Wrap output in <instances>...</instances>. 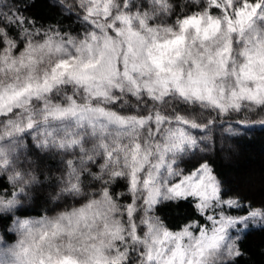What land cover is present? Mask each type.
Listing matches in <instances>:
<instances>
[{
  "label": "snow or ice",
  "instance_id": "1",
  "mask_svg": "<svg viewBox=\"0 0 264 264\" xmlns=\"http://www.w3.org/2000/svg\"><path fill=\"white\" fill-rule=\"evenodd\" d=\"M54 3L81 32L0 11V220L17 234L0 264H239L264 201L203 153L214 129L264 130V0ZM57 157L61 210L14 219ZM162 204L196 218L170 226Z\"/></svg>",
  "mask_w": 264,
  "mask_h": 264
},
{
  "label": "trees",
  "instance_id": "2",
  "mask_svg": "<svg viewBox=\"0 0 264 264\" xmlns=\"http://www.w3.org/2000/svg\"><path fill=\"white\" fill-rule=\"evenodd\" d=\"M9 9L13 12L19 9L23 15L35 18L37 26L51 24L74 35L82 31L75 14L63 11L54 0H0V11L7 12ZM212 134L215 137V147L203 155L207 157L218 177L240 197L257 203L264 201V130L239 129L230 135L221 129H214ZM59 167L58 157L44 162L42 183L37 185L38 190L33 194V199L20 210L23 215L18 212L16 216H51L61 210L55 208L49 200L61 174ZM73 203L72 198H69L68 205ZM158 214L170 226L187 222V217L196 218L188 204H181L179 207L175 204H162ZM11 221L0 220V231L8 238L13 236L8 231ZM241 248L245 255L240 258L239 264H264V232H250L242 241Z\"/></svg>",
  "mask_w": 264,
  "mask_h": 264
},
{
  "label": "rangeland",
  "instance_id": "3",
  "mask_svg": "<svg viewBox=\"0 0 264 264\" xmlns=\"http://www.w3.org/2000/svg\"><path fill=\"white\" fill-rule=\"evenodd\" d=\"M17 217L20 219H39L42 216H16V217H14V219ZM12 227H13V225H12V221H11L10 225L8 226V231L10 233H12V235H13L12 238L6 237L3 234V232L0 231V244L11 245V244H14L16 242L17 234L14 231H12Z\"/></svg>",
  "mask_w": 264,
  "mask_h": 264
}]
</instances>
